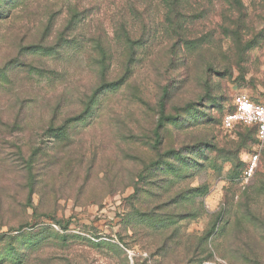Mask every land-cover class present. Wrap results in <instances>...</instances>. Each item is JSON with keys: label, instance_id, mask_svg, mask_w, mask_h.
<instances>
[{"label": "rangeland", "instance_id": "1", "mask_svg": "<svg viewBox=\"0 0 264 264\" xmlns=\"http://www.w3.org/2000/svg\"><path fill=\"white\" fill-rule=\"evenodd\" d=\"M176 2L0 0V264H264V0Z\"/></svg>", "mask_w": 264, "mask_h": 264}, {"label": "built area", "instance_id": "2", "mask_svg": "<svg viewBox=\"0 0 264 264\" xmlns=\"http://www.w3.org/2000/svg\"><path fill=\"white\" fill-rule=\"evenodd\" d=\"M233 110L224 114L221 126L231 130L237 125L253 130L255 142L264 144V103L251 99L245 94L233 98ZM258 161L256 152L250 155L244 171L246 177H251Z\"/></svg>", "mask_w": 264, "mask_h": 264}, {"label": "trees", "instance_id": "3", "mask_svg": "<svg viewBox=\"0 0 264 264\" xmlns=\"http://www.w3.org/2000/svg\"><path fill=\"white\" fill-rule=\"evenodd\" d=\"M178 1H181V0H178ZM165 6L167 7V13L168 16H172L173 18H180L183 16V13L179 10V6L181 8V5L179 2H176V0H165ZM173 28L175 29L176 26L174 27V24H173ZM178 29V28H177ZM125 36H126V42L127 44L129 43V33L126 34L125 33ZM233 110V105H232V109L231 111ZM230 111V112H231ZM226 114V113H225ZM224 116V115H223ZM223 118V117H222ZM221 123H222V119H221ZM222 127V126H221ZM245 127V126H243ZM248 128V127H247ZM250 129V128H249ZM250 131L252 132V135H253V138H254V132L252 129H250ZM255 140V139H254Z\"/></svg>", "mask_w": 264, "mask_h": 264}]
</instances>
